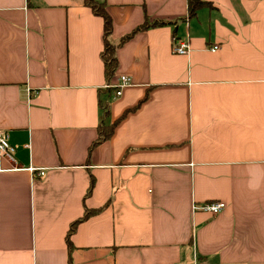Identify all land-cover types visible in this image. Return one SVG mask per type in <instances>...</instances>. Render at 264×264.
Returning <instances> with one entry per match:
<instances>
[{
	"label": "crops",
	"instance_id": "obj_1",
	"mask_svg": "<svg viewBox=\"0 0 264 264\" xmlns=\"http://www.w3.org/2000/svg\"><path fill=\"white\" fill-rule=\"evenodd\" d=\"M97 1L109 80L83 0H0V129L15 146L0 157V264H264V0H204L194 17L187 0ZM146 18L171 23L117 45ZM208 200L226 208L193 211ZM100 207L68 251L69 225Z\"/></svg>",
	"mask_w": 264,
	"mask_h": 264
},
{
	"label": "trees",
	"instance_id": "obj_2",
	"mask_svg": "<svg viewBox=\"0 0 264 264\" xmlns=\"http://www.w3.org/2000/svg\"><path fill=\"white\" fill-rule=\"evenodd\" d=\"M187 1H188V14H187L188 17H194L197 10H199V8H202V7L213 8V4L208 1H204V0H187ZM83 3L91 9L94 15H98L103 19V50L101 51L100 56L102 59V63H104V75L106 79L109 80L110 78H112L113 73L117 67L116 56H115L116 48H115V45L113 43H110L109 41V36L111 34V29H112V18L109 17L106 11V5L103 2H98L97 0H83ZM170 23L171 21L166 22L163 20H155L154 22L150 23L148 22V19L146 18V20L143 23H141L140 26L134 29L131 33H128L126 34V36L122 37L117 43V45L124 43L127 39L132 37L136 33V31H139L141 29H144L150 26L164 25V24H170ZM106 111H107V107H105V113ZM114 124L113 126L110 127L108 132H106L105 134L101 133L102 136H100L99 140L92 142L90 146L88 147L87 151L90 152V149L92 148V146L98 143L102 138H107L112 132V129L114 128ZM89 181L90 183L87 187L85 196L89 194V192L91 191L94 185V179L92 176H90ZM104 206L105 205H103V207ZM103 207H100L97 209H85L84 214L80 218L74 220V222H72L69 225L70 227L67 230V233L65 235V240L67 243L68 251H70L72 248V242L70 240V237L74 233L77 227V223L87 219L88 216H90L93 213L100 212L103 209Z\"/></svg>",
	"mask_w": 264,
	"mask_h": 264
},
{
	"label": "built area",
	"instance_id": "obj_3",
	"mask_svg": "<svg viewBox=\"0 0 264 264\" xmlns=\"http://www.w3.org/2000/svg\"><path fill=\"white\" fill-rule=\"evenodd\" d=\"M220 48V44L215 43V45L211 46L209 49L211 51H215ZM190 50V45L188 44L187 40H180L173 38L172 42V51L176 54L180 55H186V53ZM131 83V77L128 75H119L118 80L115 83L107 82L104 85L105 89L111 90L114 96H120L122 94L123 88L127 87ZM106 106H103L105 109ZM15 146L10 143V139L8 138L7 132L0 129V157L6 158L8 161L13 162L15 161ZM29 169L33 172L34 168L29 167ZM45 174L44 168H39L36 175L39 177H43ZM191 207L193 211H202V212H208L210 214H219L221 211H223L226 206L225 202L222 200L219 201H212L208 200L201 203H196L193 201L191 203Z\"/></svg>",
	"mask_w": 264,
	"mask_h": 264
},
{
	"label": "rangeland",
	"instance_id": "obj_4",
	"mask_svg": "<svg viewBox=\"0 0 264 264\" xmlns=\"http://www.w3.org/2000/svg\"><path fill=\"white\" fill-rule=\"evenodd\" d=\"M104 113H105V109H104Z\"/></svg>",
	"mask_w": 264,
	"mask_h": 264
}]
</instances>
